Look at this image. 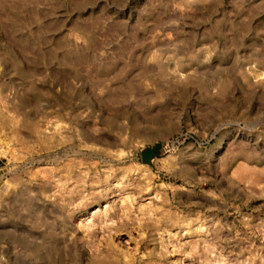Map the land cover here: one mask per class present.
Listing matches in <instances>:
<instances>
[{"label":"rangeland","instance_id":"374dc122","mask_svg":"<svg viewBox=\"0 0 264 264\" xmlns=\"http://www.w3.org/2000/svg\"><path fill=\"white\" fill-rule=\"evenodd\" d=\"M0 264H264V0H0Z\"/></svg>","mask_w":264,"mask_h":264}]
</instances>
